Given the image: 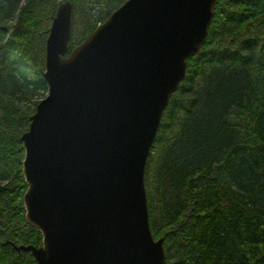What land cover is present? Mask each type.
Here are the masks:
<instances>
[{
    "label": "trees",
    "instance_id": "16d2710c",
    "mask_svg": "<svg viewBox=\"0 0 264 264\" xmlns=\"http://www.w3.org/2000/svg\"><path fill=\"white\" fill-rule=\"evenodd\" d=\"M68 49L123 0H68ZM57 0H0V264H34L21 195L20 134L47 84ZM149 228L171 264H264V0H214L143 170Z\"/></svg>",
    "mask_w": 264,
    "mask_h": 264
},
{
    "label": "water",
    "instance_id": "95a60500",
    "mask_svg": "<svg viewBox=\"0 0 264 264\" xmlns=\"http://www.w3.org/2000/svg\"><path fill=\"white\" fill-rule=\"evenodd\" d=\"M46 29L47 89L20 134L34 264H171L150 232L144 163L214 0H123L68 49L70 3Z\"/></svg>",
    "mask_w": 264,
    "mask_h": 264
}]
</instances>
